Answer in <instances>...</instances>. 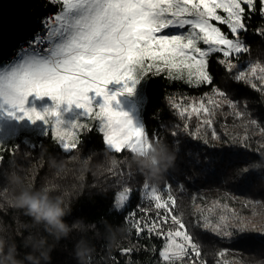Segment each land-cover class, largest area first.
Here are the masks:
<instances>
[{
  "label": "snow or ice",
  "instance_id": "obj_1",
  "mask_svg": "<svg viewBox=\"0 0 264 264\" xmlns=\"http://www.w3.org/2000/svg\"><path fill=\"white\" fill-rule=\"evenodd\" d=\"M51 3L59 5V11L41 22L40 31L26 48L21 47L12 63L0 67V112L18 120L42 121L45 135H50L70 159H76L70 154L80 148L83 134L96 130L108 150L99 154L110 160L106 168L102 165L107 173L105 179L109 186L119 189L114 193L112 210L123 215L137 240L155 237L162 241L156 252L157 264H208L193 228L220 239L250 231L264 234V225L245 219L228 205L216 202L201 206L196 204L195 197L192 201L197 217L186 221L178 196L184 186L179 180L169 174L163 186H157L138 166L133 170L135 156L147 158L155 145H166L162 137L158 133L150 135L146 126H137L128 112L112 106L114 101L118 103V95L132 96L136 86L152 76H164L197 89L211 86L198 99L169 97L173 114L182 121L172 127L173 147L178 150L181 132L199 140L203 139L201 132L210 129L212 138L218 139L215 118L224 114L242 122L244 132L238 143L248 148L249 129L257 126L255 130L264 135V122L249 117L246 103L241 105L214 85L212 65L214 62L235 82L264 92V62L251 63L246 68L239 64V58L251 52L246 33L251 31L264 40V24L250 27L255 15L264 21V0H51ZM113 82L123 87L110 95L107 86ZM90 93L102 97L103 102L93 106ZM33 94L38 98L50 97L54 107L44 112L27 109V99ZM64 104L69 109L73 105L82 109L84 119L66 123L58 111ZM193 118L198 121L194 131L189 124ZM17 151V145L0 143V164L4 152L14 156ZM125 153L132 159L123 156ZM0 184L4 185L3 191H8L6 173H0ZM133 184L139 187L134 188ZM57 187L50 184L47 189ZM134 195L137 203L132 206ZM4 206L0 199V211ZM137 250L136 246L119 248L125 257ZM223 256V251L218 253V257Z\"/></svg>",
  "mask_w": 264,
  "mask_h": 264
},
{
  "label": "trees",
  "instance_id": "obj_2",
  "mask_svg": "<svg viewBox=\"0 0 264 264\" xmlns=\"http://www.w3.org/2000/svg\"><path fill=\"white\" fill-rule=\"evenodd\" d=\"M57 12V5L49 0H0V64L11 59L23 41L39 32L46 15ZM262 24L264 21L259 15L253 16L250 21L252 28ZM245 39L251 46V52L239 58L240 66L246 68L251 63L264 62V40L251 31L245 34ZM212 72L215 86L225 91L231 99L240 101L241 105L246 103L249 117L264 122V92L235 82L214 62ZM210 87L192 88L164 76L146 79L143 125L150 135L158 133L167 145L156 146L175 157L172 166L159 179L149 181L163 186L170 174L183 184L184 191L178 196L186 221L191 222L197 217L192 201L195 197L196 204H226L245 219L264 225V135L255 130L257 126L249 129V147L243 148L238 143L244 132L242 122L231 115L218 114L215 118L218 139L212 138L210 129L202 131L203 139L199 140L181 132L177 138L178 150L173 147L172 127L182 121L173 114L169 97L198 99L208 93ZM189 124L194 131L198 121L193 118ZM204 140H207L206 144ZM82 141L80 148L70 154L76 159L63 154L50 135L37 138L35 146L25 144L22 138L10 143L17 145L19 151L14 156L4 152V160L0 164V173H6L8 189L3 191L4 185L0 184V199L5 203L0 211V236L15 242L17 259L23 264H35L36 260L39 264H113L114 259L115 264H157L156 252L162 241L155 237L137 240L133 230L125 224L123 215H117L112 210L114 193L119 189L109 186L105 179L107 173L102 165L106 168L110 160L106 155L99 154L101 150L108 153L101 135L96 130L85 132ZM53 157L63 161L61 170L49 167L48 161ZM117 158L121 156L118 154ZM128 159L132 158L128 156ZM157 163L152 158H133V170L138 166L146 172V166ZM57 172L62 175L57 176ZM11 173L22 177L25 184L34 189L58 185L50 191V195L63 198L67 210L63 219L71 229L66 237L56 239L45 230L43 224L35 223L23 210L9 206L14 188L7 178ZM133 187L139 185L133 184ZM136 203L134 195L131 204L135 206ZM192 231L202 244L208 264H217L218 259L219 264H264V234L259 231L223 239L202 233L199 228ZM30 236L37 241L43 238L40 251L33 252L31 247H25V239ZM82 240L88 243L90 252L86 257L77 259V245ZM127 246H136L138 250L125 257L119 248ZM221 251L224 256L218 257Z\"/></svg>",
  "mask_w": 264,
  "mask_h": 264
},
{
  "label": "clouds",
  "instance_id": "obj_3",
  "mask_svg": "<svg viewBox=\"0 0 264 264\" xmlns=\"http://www.w3.org/2000/svg\"><path fill=\"white\" fill-rule=\"evenodd\" d=\"M147 158L158 161L155 166H146L145 174L148 179H159L175 160L174 156L167 155L156 145L149 151ZM134 159L143 160L146 158L137 155ZM48 163L50 168L57 171L63 167V161H57L54 157L50 158ZM7 178L10 184L14 186L11 199L8 201L10 207L23 210L35 223L43 224L45 230L56 239L67 236L71 229L63 219L67 214V210L64 207L62 197L51 196L47 186L34 189L30 185H26L23 178L16 173H11ZM24 243L25 247H31L33 252H38L43 245V238L37 241L30 236L25 239ZM89 252L90 247L86 241L78 242L77 259L86 257ZM0 264H23L22 261L17 259L15 242H10L4 236H0ZM35 264H39V261L36 260Z\"/></svg>",
  "mask_w": 264,
  "mask_h": 264
},
{
  "label": "rangeland",
  "instance_id": "obj_4",
  "mask_svg": "<svg viewBox=\"0 0 264 264\" xmlns=\"http://www.w3.org/2000/svg\"><path fill=\"white\" fill-rule=\"evenodd\" d=\"M17 58V55L8 61L0 64V67L12 63ZM146 80L141 81L135 89L132 96L127 93L118 95L117 100L113 102V108L116 110H122L129 113L133 122L137 126L143 125L142 110L146 101L145 92ZM123 87L122 84L110 83L107 86L109 94L118 92ZM90 97L93 101V106L99 105L103 102L102 97H97L95 93H90ZM25 107L27 109L35 108L37 111L44 112L46 109L54 107V102L50 97H36L35 94L28 97ZM58 111L61 113V118L66 122H71L77 118L84 119L81 113L82 109H78L73 105L70 109L67 104L61 105ZM20 115V113H17ZM92 123L91 121H86ZM46 127L42 121L35 123L28 119L18 120L16 118L8 116L4 112H0V143L10 145L12 142H17L22 138L23 142L29 146H35L36 139L45 135Z\"/></svg>",
  "mask_w": 264,
  "mask_h": 264
},
{
  "label": "built area",
  "instance_id": "obj_5",
  "mask_svg": "<svg viewBox=\"0 0 264 264\" xmlns=\"http://www.w3.org/2000/svg\"><path fill=\"white\" fill-rule=\"evenodd\" d=\"M49 1L51 2V0H49ZM57 7H58V11H59V7H60V6L57 5ZM52 15H54V14H48V15H46V16L44 17L43 20H45L46 18H48V17H50V16H52ZM43 20H42V21H43ZM40 29H41V27H40ZM39 31H40V30H39ZM32 37H33V36L29 37L27 40L23 41V42L19 45V47L17 48V50L14 52L13 57H15L16 55H18L19 50L21 49L22 46L25 47V48L28 46V41L31 40Z\"/></svg>",
  "mask_w": 264,
  "mask_h": 264
}]
</instances>
